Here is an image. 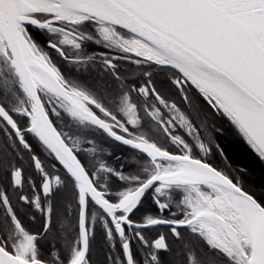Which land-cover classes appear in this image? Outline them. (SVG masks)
Listing matches in <instances>:
<instances>
[{
  "label": "snow or ice",
  "instance_id": "6c2138e0",
  "mask_svg": "<svg viewBox=\"0 0 264 264\" xmlns=\"http://www.w3.org/2000/svg\"><path fill=\"white\" fill-rule=\"evenodd\" d=\"M0 264H264V0H0Z\"/></svg>",
  "mask_w": 264,
  "mask_h": 264
},
{
  "label": "trees",
  "instance_id": "16d2710c",
  "mask_svg": "<svg viewBox=\"0 0 264 264\" xmlns=\"http://www.w3.org/2000/svg\"><path fill=\"white\" fill-rule=\"evenodd\" d=\"M232 141H228L227 138L222 140L223 146L226 148L229 155L234 159V161H239L243 163H249L251 161V154L247 157L243 155L244 149L242 148L240 142L233 136H231Z\"/></svg>",
  "mask_w": 264,
  "mask_h": 264
},
{
  "label": "flooded vegetation",
  "instance_id": "af4514ba",
  "mask_svg": "<svg viewBox=\"0 0 264 264\" xmlns=\"http://www.w3.org/2000/svg\"><path fill=\"white\" fill-rule=\"evenodd\" d=\"M225 138L228 139V141H232L231 135L226 136Z\"/></svg>",
  "mask_w": 264,
  "mask_h": 264
}]
</instances>
